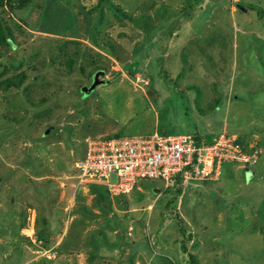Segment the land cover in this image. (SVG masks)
Returning a JSON list of instances; mask_svg holds the SVG:
<instances>
[{
	"label": "rangeland",
	"instance_id": "rangeland-1",
	"mask_svg": "<svg viewBox=\"0 0 264 264\" xmlns=\"http://www.w3.org/2000/svg\"><path fill=\"white\" fill-rule=\"evenodd\" d=\"M0 29V264H264V0H29ZM160 131L257 162L118 197L80 177L89 141Z\"/></svg>",
	"mask_w": 264,
	"mask_h": 264
},
{
	"label": "built area",
	"instance_id": "built-area-1",
	"mask_svg": "<svg viewBox=\"0 0 264 264\" xmlns=\"http://www.w3.org/2000/svg\"><path fill=\"white\" fill-rule=\"evenodd\" d=\"M87 146L76 169L80 177L104 183L112 197L130 193L144 180H160L164 186L210 181L225 161L252 167L258 155L227 135L207 142L197 135L153 132L89 141Z\"/></svg>",
	"mask_w": 264,
	"mask_h": 264
},
{
	"label": "trees",
	"instance_id": "trees-1",
	"mask_svg": "<svg viewBox=\"0 0 264 264\" xmlns=\"http://www.w3.org/2000/svg\"><path fill=\"white\" fill-rule=\"evenodd\" d=\"M28 3H29V0H14V1L13 0H0V7H6L9 10H19V9L26 7L28 5ZM0 42H4L2 29H0ZM159 133L160 134H167V132H163V131L162 132L160 131ZM114 137H120V136H114ZM206 140H207V142H211L210 138H207ZM104 190L106 191V189H104ZM106 193H108V192L106 191ZM178 223H180V222L178 221ZM180 231L183 235L185 234V231L182 227H180ZM189 238H190V236H189ZM182 249L185 251V247H182ZM189 262H190V264H197L195 257L192 255H190V257H189Z\"/></svg>",
	"mask_w": 264,
	"mask_h": 264
},
{
	"label": "water",
	"instance_id": "water-1",
	"mask_svg": "<svg viewBox=\"0 0 264 264\" xmlns=\"http://www.w3.org/2000/svg\"><path fill=\"white\" fill-rule=\"evenodd\" d=\"M97 83H100V81L95 80L94 84H97ZM244 172H245L246 179H249L253 175V173L247 169Z\"/></svg>",
	"mask_w": 264,
	"mask_h": 264
}]
</instances>
